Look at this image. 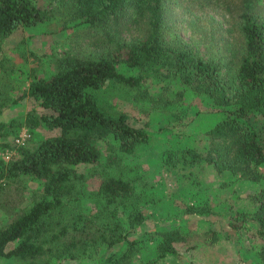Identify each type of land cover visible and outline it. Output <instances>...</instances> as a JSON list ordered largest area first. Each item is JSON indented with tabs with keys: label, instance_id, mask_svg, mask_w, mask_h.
Masks as SVG:
<instances>
[{
	"label": "trees",
	"instance_id": "trees-1",
	"mask_svg": "<svg viewBox=\"0 0 264 264\" xmlns=\"http://www.w3.org/2000/svg\"><path fill=\"white\" fill-rule=\"evenodd\" d=\"M167 1L53 0L67 6L73 25L98 33L94 41L99 43L100 52L88 57L66 53L56 58L54 71L31 79L23 93L40 106L38 113L26 114L28 129L45 124L58 128V133L33 147H20L8 160L0 158V179L28 175L42 185V193L28 209L0 227V257L15 258L20 264H52L88 256L99 244L110 247L124 240V249L110 253L102 264H131L137 239L127 234L144 218L140 201L144 202V193L132 180L107 170L94 190L102 206L87 217L78 213L79 204L74 199L84 192L86 178L76 167L101 162L98 141L108 140L114 151L105 160L109 167L148 139L144 126L133 124L122 112L110 113L99 104L98 95L107 92L111 96L115 88L143 85L149 69L164 67L222 106V118L206 131L209 146L205 153L186 147L169 150L167 158L182 162L203 159L219 171L227 169L253 181L263 178L264 135L249 116H257L264 128V21L242 11L240 39L226 44L225 60L206 58L189 42H168ZM52 10L51 5L38 0H0V36L43 22L52 16ZM258 202L256 216L262 233L264 188L258 192ZM115 208L125 212L124 220ZM189 208L207 210L197 204ZM92 223L97 224L99 240L86 239L89 231L83 235ZM78 234L83 237H75ZM183 237L177 227L162 230L157 257L176 253L173 243Z\"/></svg>",
	"mask_w": 264,
	"mask_h": 264
},
{
	"label": "rangeland",
	"instance_id": "rangeland-1",
	"mask_svg": "<svg viewBox=\"0 0 264 264\" xmlns=\"http://www.w3.org/2000/svg\"><path fill=\"white\" fill-rule=\"evenodd\" d=\"M38 1L52 6L50 18L0 36V158L4 160L20 147H33L44 137L58 133V128L40 124L31 128V136L24 143H16L15 137L29 128L26 114L40 110L36 100L23 95L29 81L49 76L56 58L66 53L88 57L100 52L99 43L94 41L98 33H89L93 28L73 25L66 5ZM166 5L168 42H189L200 55L221 61L228 55L226 44L240 39L242 11L248 10L255 19L264 21V0H168ZM148 73L139 87H119L112 90L111 96L107 92L98 95L102 107L110 113H124L133 124L144 126L149 137L133 153L123 154L119 164L109 167L105 160L113 150L108 140L97 142L101 162L76 167L86 173L84 192L74 198L79 204L78 213L87 217L97 213L102 200L94 190L101 174L109 170L132 180L144 193V202L139 197L144 218L127 234L137 239L131 264H264V232H259L256 216L258 192L264 188V164L260 166L263 178L253 181L227 169L219 171L203 159L182 162L167 158L169 150L186 147L205 153L209 146L206 131L222 118V106L164 67L149 69ZM249 118L264 135L261 120L253 114ZM41 193L39 179L28 175L1 178L0 227L28 209ZM193 204L207 210L191 211L189 206ZM115 210L124 220L125 212ZM173 227L184 235L173 243L176 253L157 257L156 244L162 230ZM95 230L97 224L92 223L83 235L89 231L86 239L99 240ZM125 242L110 247L99 244L88 256L68 257L52 264H102L110 253L121 252ZM0 264L20 263L15 258L0 257Z\"/></svg>",
	"mask_w": 264,
	"mask_h": 264
},
{
	"label": "built area",
	"instance_id": "built-area-1",
	"mask_svg": "<svg viewBox=\"0 0 264 264\" xmlns=\"http://www.w3.org/2000/svg\"><path fill=\"white\" fill-rule=\"evenodd\" d=\"M30 136H31L30 130L28 128H25L15 137V141L18 144H22Z\"/></svg>",
	"mask_w": 264,
	"mask_h": 264
}]
</instances>
